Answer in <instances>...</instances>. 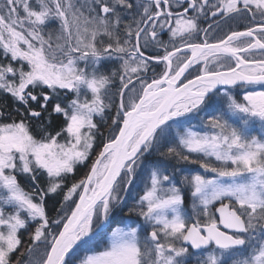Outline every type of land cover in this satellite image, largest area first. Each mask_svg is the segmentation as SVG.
I'll return each instance as SVG.
<instances>
[{
	"label": "snow or ice",
	"instance_id": "6c2138e0",
	"mask_svg": "<svg viewBox=\"0 0 264 264\" xmlns=\"http://www.w3.org/2000/svg\"><path fill=\"white\" fill-rule=\"evenodd\" d=\"M209 15L260 20L210 43L213 25L198 23ZM255 85L264 89V0H0V94L19 105L0 107V264H264ZM214 105L219 115L201 131L176 127L169 145L181 118ZM152 152L205 174L177 186L154 167L129 209L143 225L112 229Z\"/></svg>",
	"mask_w": 264,
	"mask_h": 264
},
{
	"label": "rangeland",
	"instance_id": "374dc122",
	"mask_svg": "<svg viewBox=\"0 0 264 264\" xmlns=\"http://www.w3.org/2000/svg\"><path fill=\"white\" fill-rule=\"evenodd\" d=\"M264 90V89H262ZM224 91V90H223ZM223 91H220L221 93H223ZM243 89L239 90V96L238 99H242V96L244 94ZM256 91H260V90H256ZM233 94L235 95L237 90H232ZM220 105H214L213 108H209V109H205L203 112L196 114V118H191L190 121L186 120L185 118H181L184 122L180 125H176L172 130H171V139L169 140V145L170 146H176L177 144V140H176V127L180 128V131L183 132L185 128L191 126V125H195L196 127L193 129L195 131H201V123L203 121V119H210L211 117L206 118V115L208 113L210 114H216L219 115L220 112L216 111V107H218ZM221 107V106H220ZM226 103L223 105V109L226 110ZM114 114V113H113ZM191 116V114H190ZM107 130V128H105V131ZM203 130H207V129H203ZM255 134V133H254ZM259 134V131L256 133ZM107 136V133L105 134ZM163 150V149H162ZM161 158H165V157H161L159 155L158 152H152L150 154H146L145 158H144V162L141 164L140 169H138V174L136 179L134 180V184L133 187L129 189V193L127 195L123 196V199L125 201V205H122L121 208L119 210H117V212L114 214L115 218H116V223L112 224V229L116 228V227H124V223H119V221L123 220L125 223L129 224L132 227H136L138 224L143 225V217H139L138 215H136L135 212H129V209H133L136 207L137 204V200L139 195L143 194V190L145 189V187L148 185L149 183V174L150 171L154 168V167H161V168H165L166 169V174L169 173H173L175 179L177 180V186H180V181L182 180L183 176L188 175H195L197 173L200 174H205L203 169H201L198 165H194V164H189L187 162H183V161H179L178 159L175 158H169L170 160H172L174 163L169 162L168 160L165 161V159L161 160ZM213 162L214 158H211ZM91 162V158L88 162L85 163L84 167H83V174L85 172H87L88 170V164H90ZM82 174V175H83ZM81 175V176H82ZM206 175H213L211 173H208ZM186 195V208L189 212L192 211L191 209V197L189 194V191L187 188L183 189ZM110 234V232H109ZM190 251H192V249H190Z\"/></svg>",
	"mask_w": 264,
	"mask_h": 264
},
{
	"label": "flooded vegetation",
	"instance_id": "af4514ba",
	"mask_svg": "<svg viewBox=\"0 0 264 264\" xmlns=\"http://www.w3.org/2000/svg\"><path fill=\"white\" fill-rule=\"evenodd\" d=\"M173 3H175V0H173ZM194 14V13H192ZM135 15V13H133ZM215 20H219V24L214 22ZM260 18L257 16L256 21H251L249 19H240V20H231V19H219V18H213L210 15L207 17V19L201 18L198 23L200 24L201 29H206L208 28V25L211 23L213 27L211 29H208L207 33V39L210 43H215L218 40L224 38L230 31H244L248 26H251L257 22H259ZM205 38V33L203 31L199 32L196 36L193 37L194 42H202ZM161 39L163 40L165 45H169V40H170V35L167 34L166 30L165 33L161 35ZM153 52H157L159 54H163V49L162 48H157V49H149V54H152ZM256 57L260 58L259 52L256 53ZM116 63H110L108 66L111 68H116ZM156 72L159 73L163 70L164 65L163 63L156 64L153 62ZM200 65H197L196 68H200ZM192 71V70H190ZM148 76L153 75V73L149 72L147 74ZM224 88H221L220 91H223ZM235 91V89H233ZM241 90V89H240ZM245 90V89H243ZM251 90H262V88L259 85L252 86ZM258 132V131H257ZM256 132V133H257ZM255 133V134H256Z\"/></svg>",
	"mask_w": 264,
	"mask_h": 264
},
{
	"label": "trees",
	"instance_id": "16d2710c",
	"mask_svg": "<svg viewBox=\"0 0 264 264\" xmlns=\"http://www.w3.org/2000/svg\"><path fill=\"white\" fill-rule=\"evenodd\" d=\"M118 67V63H116V68ZM0 107H2L4 110H6V111H12L13 109H15L16 107H19V105L18 104H16L14 101H13V99L12 98H10V96H8V95H6V94H0ZM21 111H23V109H21ZM209 115H216V114H209ZM97 119H99L98 117H97ZM62 120H63V118L62 117H54V119H53V123H52V127L53 128H55L56 127V125H58V124H60V123H62ZM104 131H105V129H103ZM107 133V130L105 131V134ZM163 159H165V161H169V162H172V163H174L172 160H170L169 158H161V160H163ZM164 161V160H163ZM83 167H84V165L83 166H77V171L74 173V174H72V175H74L75 177H77V178H79V177H81V175L83 174ZM24 185H25V187H26V189H27V187H28V183H27V181L26 180H24V179H22V181H21ZM71 181H69V183H70ZM52 203V201L50 200L49 201V204H51ZM24 240L26 241L27 240V235H25L24 236Z\"/></svg>",
	"mask_w": 264,
	"mask_h": 264
},
{
	"label": "water",
	"instance_id": "95a60500",
	"mask_svg": "<svg viewBox=\"0 0 264 264\" xmlns=\"http://www.w3.org/2000/svg\"><path fill=\"white\" fill-rule=\"evenodd\" d=\"M221 88H224V86H221L220 89H221Z\"/></svg>",
	"mask_w": 264,
	"mask_h": 264
}]
</instances>
